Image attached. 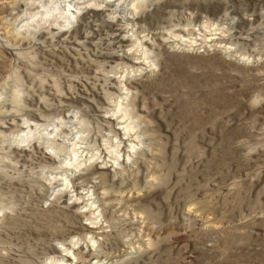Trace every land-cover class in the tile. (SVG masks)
<instances>
[{"label": "rangeland", "instance_id": "obj_1", "mask_svg": "<svg viewBox=\"0 0 264 264\" xmlns=\"http://www.w3.org/2000/svg\"><path fill=\"white\" fill-rule=\"evenodd\" d=\"M0 264H264V0H0Z\"/></svg>", "mask_w": 264, "mask_h": 264}, {"label": "bare ground", "instance_id": "obj_2", "mask_svg": "<svg viewBox=\"0 0 264 264\" xmlns=\"http://www.w3.org/2000/svg\"><path fill=\"white\" fill-rule=\"evenodd\" d=\"M110 1H111V0H110ZM76 9H79V8H76ZM73 14H76V12H74ZM73 14H72V15H73Z\"/></svg>", "mask_w": 264, "mask_h": 264}, {"label": "clouds", "instance_id": "obj_3", "mask_svg": "<svg viewBox=\"0 0 264 264\" xmlns=\"http://www.w3.org/2000/svg\"><path fill=\"white\" fill-rule=\"evenodd\" d=\"M21 19H23V17H21Z\"/></svg>", "mask_w": 264, "mask_h": 264}]
</instances>
